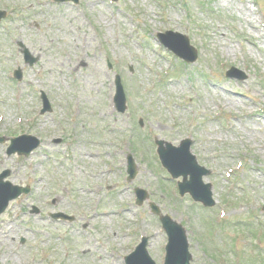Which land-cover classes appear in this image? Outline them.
Wrapping results in <instances>:
<instances>
[{
    "label": "rangeland",
    "instance_id": "374dc122",
    "mask_svg": "<svg viewBox=\"0 0 264 264\" xmlns=\"http://www.w3.org/2000/svg\"><path fill=\"white\" fill-rule=\"evenodd\" d=\"M0 13V176L31 189L1 217L0 264H142L127 259L144 241L164 264L167 217L186 230L192 264H264V0H0ZM173 33L198 60L161 44L188 57ZM23 136L42 146L9 155ZM188 137L213 208L181 197V178L157 156L155 139L180 147ZM136 190L147 193L141 205Z\"/></svg>",
    "mask_w": 264,
    "mask_h": 264
},
{
    "label": "water",
    "instance_id": "95a60500",
    "mask_svg": "<svg viewBox=\"0 0 264 264\" xmlns=\"http://www.w3.org/2000/svg\"><path fill=\"white\" fill-rule=\"evenodd\" d=\"M36 143H37V141L33 142L30 145V150L28 152H20V151L19 152L22 154L28 155L32 150H34L38 146ZM163 159L166 162L165 156L163 157ZM6 176H7V174H5L1 177L0 188H4V187L8 186L7 184L5 185L2 183V180ZM15 191L14 190H7L6 196L4 197L5 199H4L3 203L1 202L0 215L5 211L8 202L14 198H17L18 196L21 195V192H23L20 189H15ZM164 223H165L166 229H167L168 234H169L170 239H171V244L168 248L169 254H168V258H167V264H189L190 256L187 253V243H186L185 239L182 237V235L179 234L180 232L182 233L181 229L176 224L169 222L168 220H164ZM177 234L180 237L179 239L177 237ZM176 242L180 243V246L178 248L175 247ZM134 257H136V258L141 257V262H144L145 264H152L149 261L150 259L148 260L147 254L145 252V246L141 247L138 250V252L135 254V256H133L132 258H134ZM132 258H130L129 260H131Z\"/></svg>",
    "mask_w": 264,
    "mask_h": 264
}]
</instances>
